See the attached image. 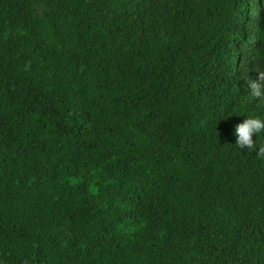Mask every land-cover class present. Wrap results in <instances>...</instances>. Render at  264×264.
Wrapping results in <instances>:
<instances>
[{"label": "trees", "instance_id": "trees-1", "mask_svg": "<svg viewBox=\"0 0 264 264\" xmlns=\"http://www.w3.org/2000/svg\"><path fill=\"white\" fill-rule=\"evenodd\" d=\"M257 71L264 0H0V264H264Z\"/></svg>", "mask_w": 264, "mask_h": 264}, {"label": "clouds", "instance_id": "clouds-1", "mask_svg": "<svg viewBox=\"0 0 264 264\" xmlns=\"http://www.w3.org/2000/svg\"><path fill=\"white\" fill-rule=\"evenodd\" d=\"M244 86L258 103H264V71H257L255 78H247ZM233 135L240 150L255 151L258 157L264 158V144L259 142L264 137V117L246 116L242 123L235 126Z\"/></svg>", "mask_w": 264, "mask_h": 264}]
</instances>
